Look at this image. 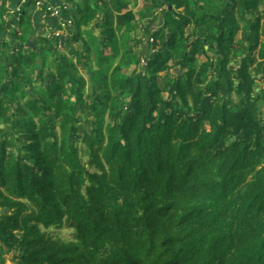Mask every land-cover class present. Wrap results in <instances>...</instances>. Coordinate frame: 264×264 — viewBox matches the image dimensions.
<instances>
[{
    "label": "trees",
    "instance_id": "trees-1",
    "mask_svg": "<svg viewBox=\"0 0 264 264\" xmlns=\"http://www.w3.org/2000/svg\"><path fill=\"white\" fill-rule=\"evenodd\" d=\"M36 2L0 0V255L264 264V0H79L33 45Z\"/></svg>",
    "mask_w": 264,
    "mask_h": 264
},
{
    "label": "crops",
    "instance_id": "crops-1",
    "mask_svg": "<svg viewBox=\"0 0 264 264\" xmlns=\"http://www.w3.org/2000/svg\"><path fill=\"white\" fill-rule=\"evenodd\" d=\"M7 6L10 10H17L23 6L24 0H6ZM79 0H75V3L69 4L67 0H45V5L51 8L49 14H47L44 9L35 7L30 10L29 16L33 22V26L35 28V36L31 39V43L36 45L39 41V38L42 36H48L51 34H56L62 29L61 21H66L68 18L64 16V9L73 10L77 7ZM60 10V14H53V10Z\"/></svg>",
    "mask_w": 264,
    "mask_h": 264
},
{
    "label": "rangeland",
    "instance_id": "rangeland-1",
    "mask_svg": "<svg viewBox=\"0 0 264 264\" xmlns=\"http://www.w3.org/2000/svg\"><path fill=\"white\" fill-rule=\"evenodd\" d=\"M141 3H142V0H138L137 7L135 8L136 10H134V12H136L137 9H140ZM157 12H158L159 16L160 15L161 16L163 15L161 10H158ZM119 19L122 20L121 17H119ZM135 20H136V23H137L138 28H139V31H138L137 34L139 36H142L143 39H145V41L147 43L148 35H150V33L152 31L154 33L157 30L158 26H155V25L154 26H151L150 31H149L148 27H144L146 25V23H144V25L142 26V24L139 22L138 15H137V17H136ZM65 33H66V29H63V31L60 34H65ZM241 39H242V34H241V32H239V34L237 35V42H236V45H235L237 48H238V41L241 40ZM147 48H148V45L147 44H144L142 46V49L144 50V52L147 50ZM257 61H258V57H257V53H255L254 56H253V59H252L251 64L252 65H255V63ZM196 65L199 66L200 64L199 63H196ZM198 66H196V69H198ZM81 70L84 72V74L86 76H88L83 68H81ZM49 231L52 232V234L54 236L59 237V238H62V239H65V240H68V239L72 238V236H73V231H72V229H69V228L51 229ZM0 264H13L12 255H11V253H8L7 250H5V253L4 254L0 255Z\"/></svg>",
    "mask_w": 264,
    "mask_h": 264
},
{
    "label": "built area",
    "instance_id": "built-area-1",
    "mask_svg": "<svg viewBox=\"0 0 264 264\" xmlns=\"http://www.w3.org/2000/svg\"><path fill=\"white\" fill-rule=\"evenodd\" d=\"M26 1H27V0H24V3H25ZM44 6H45V0H37V2H36V7H37V8H42V9H44ZM20 8H22V7H20ZM20 8L17 9V10H20ZM47 9L51 11V8H50V7H47ZM53 14L59 15V14H60V10H58V9H54V10H53ZM61 22H62V25H63V29L66 28V25H72V22H71L70 19H67L66 21H61ZM63 29H62V31H63ZM62 31L58 32L57 35H59Z\"/></svg>",
    "mask_w": 264,
    "mask_h": 264
}]
</instances>
